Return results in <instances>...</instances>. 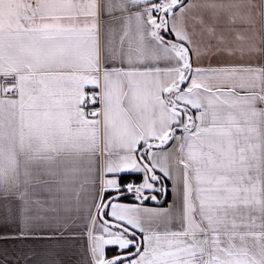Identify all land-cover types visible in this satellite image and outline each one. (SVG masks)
<instances>
[{
    "label": "snow or ice",
    "instance_id": "snow-or-ice-1",
    "mask_svg": "<svg viewBox=\"0 0 264 264\" xmlns=\"http://www.w3.org/2000/svg\"><path fill=\"white\" fill-rule=\"evenodd\" d=\"M57 236L264 264V0H0V264Z\"/></svg>",
    "mask_w": 264,
    "mask_h": 264
},
{
    "label": "crops",
    "instance_id": "crops-1",
    "mask_svg": "<svg viewBox=\"0 0 264 264\" xmlns=\"http://www.w3.org/2000/svg\"><path fill=\"white\" fill-rule=\"evenodd\" d=\"M146 203L150 206H156L151 201H147ZM160 206L165 207L166 202ZM82 243L83 240L78 236H57L51 239H38L34 243H31L29 247L39 254L36 257L37 259L55 262V264H61V262L68 264L69 261L79 259L76 253L79 251Z\"/></svg>",
    "mask_w": 264,
    "mask_h": 264
}]
</instances>
